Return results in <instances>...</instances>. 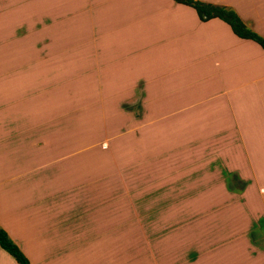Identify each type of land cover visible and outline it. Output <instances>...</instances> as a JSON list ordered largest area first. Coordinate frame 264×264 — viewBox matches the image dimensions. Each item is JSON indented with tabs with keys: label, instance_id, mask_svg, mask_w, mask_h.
<instances>
[{
	"label": "crops",
	"instance_id": "0c3cea01",
	"mask_svg": "<svg viewBox=\"0 0 264 264\" xmlns=\"http://www.w3.org/2000/svg\"><path fill=\"white\" fill-rule=\"evenodd\" d=\"M200 1L264 38V0ZM0 227L29 264H264V49L175 0H0Z\"/></svg>",
	"mask_w": 264,
	"mask_h": 264
},
{
	"label": "trees",
	"instance_id": "16d2710c",
	"mask_svg": "<svg viewBox=\"0 0 264 264\" xmlns=\"http://www.w3.org/2000/svg\"><path fill=\"white\" fill-rule=\"evenodd\" d=\"M193 7L200 19L207 20L218 17L229 24L232 31L241 38L251 39L264 49V38L249 28L230 7L206 3L200 0H175ZM0 249L11 255L17 264H29L28 258L9 237L7 232L0 227Z\"/></svg>",
	"mask_w": 264,
	"mask_h": 264
},
{
	"label": "rangeland",
	"instance_id": "374dc122",
	"mask_svg": "<svg viewBox=\"0 0 264 264\" xmlns=\"http://www.w3.org/2000/svg\"><path fill=\"white\" fill-rule=\"evenodd\" d=\"M1 254H6L7 256H9L10 264H13V262H15L14 258L11 255H9L5 250L0 249V258H1Z\"/></svg>",
	"mask_w": 264,
	"mask_h": 264
}]
</instances>
